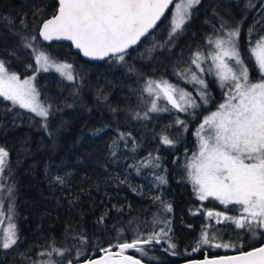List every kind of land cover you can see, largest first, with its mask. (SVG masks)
Wrapping results in <instances>:
<instances>
[{"label": "trees", "instance_id": "obj_1", "mask_svg": "<svg viewBox=\"0 0 264 264\" xmlns=\"http://www.w3.org/2000/svg\"><path fill=\"white\" fill-rule=\"evenodd\" d=\"M253 2L255 8L247 6L248 0H202L177 36L169 38L165 18L123 61L112 58L93 63L83 61L69 45L46 46L40 40L42 21L57 11L56 0H0V60L9 71L21 77L37 73L35 53L21 39L36 36L33 46L59 62L72 64L75 76L68 81L58 73L38 72L41 99L52 105L46 121L21 112L0 97V146L9 153L11 175L8 169L5 175L14 185L13 221L19 237L11 250L0 248V264L48 259L38 253L48 250L53 241L57 248L69 249L64 257L54 255L56 261L78 264L96 259L105 254L103 249L117 252L113 245L158 231L163 225H154V218L170 221L169 236L176 247L166 251L168 242L162 239L142 246L146 256L129 251L128 255L147 264L203 260L264 243L259 232L251 240L245 229L238 232L231 224L211 221L180 168L196 146L199 124L225 99L216 79L207 78L210 99L206 105L201 104L194 115H179L186 130L178 144L162 142L158 114L133 118L136 112L143 117L150 107L147 101L151 98L143 91L147 80L174 82L191 56L209 47L207 40L216 33L221 17L230 25L242 21L241 55L250 79H259L247 50L246 32L257 21L256 29L264 31V8L260 7L264 0ZM149 154L159 157V167L145 166ZM158 176L166 177L167 183L161 184ZM155 197L170 204L172 211H163ZM205 206L223 209L213 201ZM205 225H211L209 234L215 232L220 242L234 240L243 249L226 252L205 245L194 251ZM77 252L81 254L77 256Z\"/></svg>", "mask_w": 264, "mask_h": 264}, {"label": "snow or ice", "instance_id": "obj_2", "mask_svg": "<svg viewBox=\"0 0 264 264\" xmlns=\"http://www.w3.org/2000/svg\"><path fill=\"white\" fill-rule=\"evenodd\" d=\"M174 0H58L57 11L48 19L42 21L39 35L45 41L67 40L80 50L84 57L104 59L113 57L120 61L125 59L127 49L138 44L157 22L165 15ZM201 0H178L170 19L169 38L184 30V25L192 18V9ZM249 8H255L253 0H248ZM264 8V2L260 4ZM264 19V14H262ZM23 23V21H22ZM256 23H260L257 21ZM242 21L230 25L221 17V23L213 37L207 42L212 50L205 55L195 52L191 59V67L177 73L188 83L198 85L197 97L192 93L169 83L167 80H147L143 89L151 98L150 105L143 117L139 112L133 118L148 119L149 112L169 111L167 105L177 112H189L209 102L208 85L203 75L208 73L218 79L219 87L224 90L225 99L215 111L205 116L195 131L197 150L187 161L185 168L187 179L191 182L193 191L200 201L212 198L219 201L225 208H238V216H230L225 212L206 211V216L214 219L216 224L230 222L236 228L245 229L256 236L264 235V31H258L255 25L246 32L247 50L254 59L260 78L250 79L249 68L244 62L240 50V35ZM264 29V25H261ZM253 36L256 38L253 39ZM24 46L35 53L37 71L54 70L68 81L75 80L73 65L58 62L45 51L33 46L36 36H22ZM207 61L210 63L205 65ZM35 76L21 79L14 72H9L5 61L0 60V97L11 101L13 106L26 109L45 121L50 115L52 105L41 101L40 92L35 86ZM166 101L160 106L159 102ZM193 114L194 113H190ZM176 123L185 127L186 123L176 119ZM123 133L121 137L123 138ZM130 135V134H129ZM162 142L174 145L176 141L167 135ZM8 151L0 146V248L12 249L17 245L18 234L13 222L15 205L13 202L14 185L9 184ZM159 157L149 154L145 166L159 167ZM8 169V176L5 171ZM60 179V178H57ZM161 184L167 183L166 177L158 176ZM163 205V211L171 212L170 204H165L159 197L154 198ZM7 203V208L5 204ZM7 219V226L4 221ZM154 225H163L146 237L137 235L131 242H120L111 248L103 249L105 255L88 264H141V260L125 255L128 249H134L146 256L142 245L160 243L162 239L168 242L166 251L174 249L171 243L170 221L155 219ZM211 225H205L196 241L194 251L207 245L214 248L243 249V245L223 243L215 232L209 234ZM86 243L85 237H80ZM69 249L55 246L53 241L48 250L38 253V256L48 257L35 260L31 264H72L71 260L56 261L52 257H64ZM81 253L77 252V256ZM193 264H264V243L260 247L241 250L235 255H225L218 258L195 261Z\"/></svg>", "mask_w": 264, "mask_h": 264}, {"label": "rangeland", "instance_id": "obj_3", "mask_svg": "<svg viewBox=\"0 0 264 264\" xmlns=\"http://www.w3.org/2000/svg\"><path fill=\"white\" fill-rule=\"evenodd\" d=\"M201 1H202V0H201ZM253 1H255V0H253ZM176 2H178V0L175 1V3H176ZM197 6H198V5H197ZM197 6H195V7L192 9V13H193L194 9H195ZM173 9H174V6H173V8H172V10H171V12H170V14H169V16L167 17V26H168V27H167V29H168V30H167V33H170V19H171V14H172V12H173ZM231 20H232V19H231ZM189 21H190V20H189ZM189 21H187V23H188ZM187 23H186L185 25H187ZM185 25H184V26H185ZM258 25H259L258 23L255 24V26H258ZM177 35H178V33H177ZM177 35H174V36H177ZM212 48H213V46H212V45H209V47H207L206 49H203V50L200 51V52H203L205 55H207V54L212 50ZM193 56H194V55H193ZM193 56H191V58L187 61V63H186L185 66L183 67V70L186 69V68H188V67H191V68L193 69V71H197V72H198V70L195 68V65H191V63H190V61H191V59L193 58ZM58 62H59V61H58ZM208 63H210V61H207V62L205 63V65H203V66L206 67ZM37 67H38V66H37ZM183 70H182V71H183ZM9 72H10V71H9ZM38 72H40V71H37L36 74L30 75V76H27V77H21V76H20V78L23 80V79H26V78H29V77L35 76V81H34V83H35L36 88H37L38 91L40 92V88H39L38 80H37V74H38ZM43 72H54V73H58V72H56V71H54V70L43 71ZM58 74H59V73H58ZM198 74H199V75H203V78H204L205 81L207 82V85H208V81H207V78H208V77H209L210 79H216V80H217V83H218V79H217L214 75H211V74H208V73H203V74L198 73ZM59 75H60V74H59ZM156 81H160V80H156ZM168 82L171 83V84H173V85H176V86L179 87V88H183V89H184L185 91H187V92L192 93V95H193L194 97H197V102H198V103L200 102V101H199V98H198L199 94H198V92L196 91V89L199 87L198 85H193V84H191V83H188L186 79H181V77H180L179 75L176 77V79H175L174 82H170V81H168ZM2 98H3V97H2ZM3 99H4V98H3ZM40 99H41V95H40ZM6 101H8V100H6ZM41 101H42V99H41ZM8 102L12 104L11 101H8ZM159 104H160V106H164V105H166V101L161 100V101L159 102ZM201 104H202V103H201ZM12 105H13V104H12ZM15 107H17L21 112L27 113V114H29V115H34V116H36L34 113H32V112H30V111H28V110H26V109H22V108H20L19 106H15ZM167 107L170 109L169 111H159V112H154V113L158 114V116L161 118V120H160V123H161L160 133L163 134L164 136L167 135L170 139L173 138V139L176 141V143L178 144L179 141H180V139L182 138V130L185 129V127L176 123V119H177V117H179V119L182 120L181 117L179 116L180 114H182V113L189 114V113L194 112V111L197 110L198 108H196V109H190L189 112H177L175 109H171V105H167ZM50 115H51V112H50ZM50 115L48 116V118L50 117ZM36 117H39V116H36ZM39 118H41V117H39ZM48 118H47V119H48ZM41 119H43V118H41ZM170 135H171L172 137H171ZM195 138H196V137H195ZM196 150H197V140H196V146H195V148L193 149V151L190 152L189 154H187V155L183 158V160L181 161V163H180V168H181V170H182L183 173H184V177H185L186 181H188L189 183H191V182L187 179V172H186L185 165H186L187 161L190 159L191 155H192ZM191 185H192V184H191ZM208 201H213V202H217L218 204H220L219 201H216V200H214V199H212V198H209L208 200H205V201H200V202H202V205H203V207L205 208L206 211H208V210H212V211L225 212L227 215H230V216H238V215H239V210H238V208H234V207L231 206V205L228 206V208H225L222 204H220V205L223 207V209H222V208H217V207H215V206L209 208V207L205 206V203L208 202ZM233 208H234V209H233ZM232 210H233L234 212H233ZM13 220H15V217H13ZM211 221L215 222L214 219H211ZM13 222H14V221H13ZM14 223H15V222H14ZM221 224L230 225L231 223H230V222H223V223H221ZM15 225H16V224H15ZM231 225H232V226H233L238 232L241 231V230H243V229H240V228H236L234 224H231ZM6 226H7V222H6V220H5V221H4V227H6ZM16 229H17V226H16ZM228 229H229V231H230V227H228ZM244 231H246V230H244ZM246 232H247V231H246ZM248 233L251 235V240H254V239L256 238V236H253L252 233H250V232H248ZM228 243L236 244L234 240H233V241L230 240V241H228ZM2 249H3V248H2ZM3 250H5V249H3ZM9 250H11V249H7V251H9ZM223 250L226 251V252H232V251H234L235 249H224V248H223Z\"/></svg>", "mask_w": 264, "mask_h": 264}, {"label": "water", "instance_id": "obj_4", "mask_svg": "<svg viewBox=\"0 0 264 264\" xmlns=\"http://www.w3.org/2000/svg\"><path fill=\"white\" fill-rule=\"evenodd\" d=\"M56 1H57V4H58V0H56ZM175 1L176 0H174L173 5H170L169 6V9L165 12V15L163 17H161V20L157 22V26L154 29L150 30L149 34L146 37H142L141 38V41L138 44H136V45L130 47L129 49H127V53H129L130 51H132L135 48H137L138 46H140L145 39H147L149 36H151L159 28V26L162 24V22L165 20V18H167V16L170 14V12H171L174 4H175ZM39 38L42 41V43L45 44L46 46H49V45H52V44H66V45L71 46L72 49H73V51H74V53L78 54L82 58V60L83 61H86V62L103 63V62H106V61H108V60H110V59L113 58V57H106L104 59H92V58H89V57H84L83 54L80 52V50L76 49L75 46H74V44L71 41H67V40L45 41V40H43V38L40 35H39ZM130 250L131 249L126 250L124 254L125 255H128V253H129ZM235 254H237V253L230 254V255H235ZM104 255L105 254H103L102 256H104ZM223 256H225V255H223ZM101 257H99V258H101ZM99 258H96V259H99ZM214 258H218V257H214ZM96 259H92V260H96ZM208 259H213V258H208ZM88 261L89 260L84 261V262H81V263H78V264H88ZM195 261H202V260H192V261H187V262H183V263H179V264H193V262H195ZM141 264H147V263H144V262L141 261Z\"/></svg>", "mask_w": 264, "mask_h": 264}]
</instances>
